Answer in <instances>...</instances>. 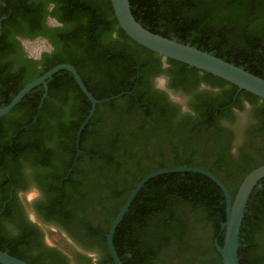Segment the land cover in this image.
<instances>
[{
	"label": "trees",
	"instance_id": "16d2710c",
	"mask_svg": "<svg viewBox=\"0 0 264 264\" xmlns=\"http://www.w3.org/2000/svg\"><path fill=\"white\" fill-rule=\"evenodd\" d=\"M63 2L67 6L64 20L69 22L72 30L64 39L55 40L54 56L51 60L45 57L40 68H37L39 62L36 60L23 57L18 41L14 45L4 40L2 34L6 25L19 10L13 12L10 1L0 6V16H6L0 35V107L8 104L27 83L59 63L73 64L97 99L122 91H132V94L126 93L97 105L82 132L81 151L67 178L77 154L76 134L91 108V102L69 71L60 70L48 79V92L44 98V85L41 84L8 115L0 118L3 124L7 118L21 114L20 120L11 128L18 131L24 127V132L32 134L37 131L32 145L40 159L38 164L44 166L38 174L45 172L48 175L61 164L60 171L50 177L49 204L40 208L42 214L47 218L57 217L63 223L67 220L70 223L73 219L83 224L84 212L79 206L91 203L84 192L90 187L98 193L95 203L104 217L98 229L86 224L84 230L90 234L98 230L108 233L132 189L145 175L161 168L183 165L209 169L230 187L234 197L242 178L248 173L246 170L233 174L231 168L222 163L223 158L218 152L212 149L213 145L204 142L206 136L202 137L199 125L185 132H176L171 124L161 125L152 116L149 100L140 95L144 65L137 58L142 52L138 46L152 56L157 53L125 33L118 24L111 0ZM130 4L135 18L150 31L213 52L264 78V0H130ZM113 30L117 31V41L122 47L108 45L107 38ZM170 60L181 64L184 69L189 66ZM11 67L13 73L8 72ZM91 71L102 72L98 85L90 80ZM204 72L210 80L229 82ZM233 87V91L238 88L235 84ZM243 91L251 102H258L261 98ZM127 98H131L130 101L117 108V103ZM139 106L141 109L148 107L142 113L137 109ZM105 109H109V116L102 115ZM217 110H223L222 106L210 107L203 117L201 124L207 132L216 127ZM220 130L218 127L209 134L211 142L218 139ZM45 143L49 145L48 149L44 147ZM3 152L7 154L9 151ZM86 157L93 163L82 169L81 161ZM9 173L11 177L13 172ZM260 200L257 211L263 214L264 196ZM8 205L0 213V218L10 216ZM193 221H201L209 232L203 234L196 230ZM225 221L226 198L212 179L191 171L161 174L150 179L139 191L117 227L114 244L124 264H131L133 260L134 264H140L142 261L131 248H120L119 243L125 236L130 243H137V240L149 243L151 250L146 259L151 264L165 247L173 252H191L196 255L192 260L197 258L196 263H199L203 262L200 259L202 250L208 248L205 251L215 255L219 252L214 243L219 239L222 245L221 226ZM4 235L0 230V248L31 264H66L57 253L47 254L45 247L33 241L26 231L11 237ZM103 246L106 250V238ZM77 254L76 259L83 263L84 257ZM216 259L212 258L211 264H218ZM107 260L115 264L111 255Z\"/></svg>",
	"mask_w": 264,
	"mask_h": 264
},
{
	"label": "flooded vegetation",
	"instance_id": "af4514ba",
	"mask_svg": "<svg viewBox=\"0 0 264 264\" xmlns=\"http://www.w3.org/2000/svg\"><path fill=\"white\" fill-rule=\"evenodd\" d=\"M7 1L13 4V12L19 11L10 18L5 33L2 34L1 31L4 40L14 45L15 41H18V49L23 57L36 60L39 62L37 68L42 67L41 63L45 57L51 60L54 56L55 40L64 39L72 30L69 22L64 20L67 18L66 4L63 0H0V6H5ZM14 6H17V9ZM5 18L6 16H2V21ZM107 43L122 47L117 41V31H110ZM138 47L142 52L139 50L140 54L137 58L144 65L140 79V95L149 100V109L154 119L161 125L171 124L176 132H185L199 125L202 137L206 136L204 142L213 145L212 149L218 152L223 158L222 163L228 165L233 174L241 169L249 172L256 166L264 164L263 98H259L258 102H251L245 91L239 88L233 91L235 88L234 84H230L231 82H215L208 79L203 70L192 69L190 66L184 69L181 64L171 61L170 58H163L159 54L152 56L144 51V48ZM45 53H48V56ZM12 70L13 67L8 69V72L13 73ZM101 73L90 72V80L95 85L100 82ZM45 91L44 86V93ZM128 94H132V91ZM130 99L117 103V108L123 107ZM220 105L223 110H217L216 127L210 128L207 132V128L201 124L203 117L210 107ZM147 107L142 108L147 110ZM137 109L144 113V109L140 106ZM20 115H13L3 124L0 123V213L7 204L10 212V216L0 218V230L3 236L5 237L4 233L7 237H11L26 231L33 241L45 247L44 251L47 254L57 253L66 264H110L107 260L110 255L107 233L98 230L90 234L89 231L84 230L86 224L98 229L104 217L95 203L98 193L92 188L87 187L84 190L91 203H81L79 206L84 212L83 224L73 219L70 223L68 220L67 223H63L57 217L47 218L42 214L40 208L49 204L50 177L60 171L61 164L57 168L55 166L48 175L45 172L38 174L40 168L44 166L38 164L40 159L33 150L32 141L36 139L37 131L32 134L28 131L24 132V127L18 131L11 128L15 121L20 120ZM102 115L109 116V109L102 111ZM218 127L221 128L220 134L213 143L210 141V135ZM44 147L47 148L49 145L45 143ZM3 151L9 152L5 154ZM81 162L82 169L93 163L88 157ZM72 170L68 171L66 178ZM9 172H13V177H10ZM227 187L230 190L228 185ZM262 196H264V178L251 193L242 222L238 249L241 264H264V212L261 214L257 211ZM77 207L78 205L72 209ZM51 229L61 232L66 237L67 247L71 251L48 240L47 234ZM222 230L223 238L220 240L223 244L225 229ZM105 238L106 250L103 246ZM216 240L220 243L219 239H215V243ZM119 246L126 250L131 248L135 256L138 254L141 257L140 264H151L146 259L151 250L147 241L137 240V243L134 241L130 243L125 236ZM36 248L39 249L37 246ZM205 250H202L200 259L206 262L196 263L197 258L192 260L196 257L195 254L192 255L187 251L173 252L165 247L154 259L153 264H211L212 258H217L218 264H224L219 252L215 255ZM77 253L84 257L83 263L76 259ZM121 260L124 264V259ZM131 264H134V260Z\"/></svg>",
	"mask_w": 264,
	"mask_h": 264
},
{
	"label": "water",
	"instance_id": "95a60500",
	"mask_svg": "<svg viewBox=\"0 0 264 264\" xmlns=\"http://www.w3.org/2000/svg\"><path fill=\"white\" fill-rule=\"evenodd\" d=\"M115 16L118 24L137 43L147 47L148 49L161 55L163 58H172L190 67H195L200 70L212 73L238 86L240 90H247L264 99V78L254 74L245 69L243 66L236 65L229 62L213 52L202 50L190 43H184L176 38H169L158 33H154L145 28L140 21H138L131 10L130 0H111ZM2 31V17H0V34ZM69 71L75 78L77 84L91 102L89 113L76 134V150L77 154L74 159V168L80 149L81 135L95 113L96 107L100 103L109 102L118 98L130 91H122L118 94L106 97L104 99H97L93 93L87 88L80 73L76 67L71 63H59L51 69L44 72L42 75L27 83L12 99L11 101L0 107V118L8 114L12 109L36 86L43 84L46 87L43 98L47 95L48 79L52 78L55 73L60 70ZM43 100V99H42ZM197 172L201 173L220 186L226 198V221L223 222L222 228L225 229V236L223 244L221 245L216 240V248L222 256L224 264H241L239 260V238L241 232L242 222L248 205V200L254 187L264 178V164L253 168L242 180L236 195L233 197L227 185L215 173L209 169L197 166H177L165 167L152 171L145 175L137 185L132 189L124 205L114 218L110 229L107 233L108 249L115 264H123L116 246L114 244V235L117 227L123 220L125 214L130 209L134 199L145 184L152 178L166 173L173 172ZM0 263L1 264H31L28 261L10 254L0 248Z\"/></svg>",
	"mask_w": 264,
	"mask_h": 264
},
{
	"label": "rangeland",
	"instance_id": "374dc122",
	"mask_svg": "<svg viewBox=\"0 0 264 264\" xmlns=\"http://www.w3.org/2000/svg\"><path fill=\"white\" fill-rule=\"evenodd\" d=\"M197 217H199V216H197ZM193 223H194V226L196 227L195 229L199 230V232L202 231L201 233H203V234H205L206 232L207 233L209 232L208 229L204 228V224L201 223V221H200V223L193 221ZM47 236H48L47 237L48 240H50V241L52 240L53 242L57 243L58 245L62 246L63 248H66V249L71 251V249L67 247L68 242L66 240V237L61 232L54 230V229H51L48 231Z\"/></svg>",
	"mask_w": 264,
	"mask_h": 264
}]
</instances>
